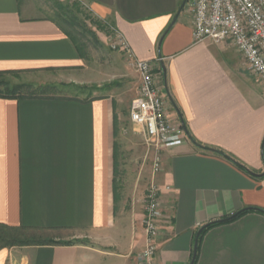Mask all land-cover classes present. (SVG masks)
<instances>
[{"label": "crops", "instance_id": "1", "mask_svg": "<svg viewBox=\"0 0 264 264\" xmlns=\"http://www.w3.org/2000/svg\"><path fill=\"white\" fill-rule=\"evenodd\" d=\"M183 1L86 0L102 31L113 26L139 60L155 64L168 118L187 135L161 152L164 219L154 264H191L202 227L264 211V83L230 43L195 42L188 5L174 22ZM62 9V0H0V72L91 82ZM115 112L112 97L0 98V230L63 233L68 242L2 247L0 264L144 263L151 166L128 178ZM195 264H264V214L207 231Z\"/></svg>", "mask_w": 264, "mask_h": 264}, {"label": "built area", "instance_id": "2", "mask_svg": "<svg viewBox=\"0 0 264 264\" xmlns=\"http://www.w3.org/2000/svg\"><path fill=\"white\" fill-rule=\"evenodd\" d=\"M72 1L84 10L89 9L86 0ZM187 5L193 18L195 42L230 43L247 70L264 83V0H188ZM108 29L112 36L111 49L122 53L139 77L130 121L142 136L152 159L151 178L143 200L145 247L140 257L143 264H154L164 219L163 189L157 182L162 171L161 152L181 146L187 135L180 124L173 125L168 118L165 94L159 87L155 64L139 60L123 35L111 25Z\"/></svg>", "mask_w": 264, "mask_h": 264}, {"label": "rangeland", "instance_id": "3", "mask_svg": "<svg viewBox=\"0 0 264 264\" xmlns=\"http://www.w3.org/2000/svg\"><path fill=\"white\" fill-rule=\"evenodd\" d=\"M62 5L67 9V14L64 13V15L77 20V22L75 21L77 26L69 24H65V26L75 38L79 52L86 59L87 73L91 76V82L87 84L70 82L73 73L63 72H7L0 78V81L6 82L10 88L26 85L29 88H23V93L32 91L37 95L44 94L47 97L83 101L112 97L117 105L115 119L120 127L118 157L121 163L125 165L127 176L130 178L133 170L141 165L150 168L152 161L141 135L134 129L130 121V106L137 97L136 83L139 77L121 56L122 53L119 52V54L111 49L112 36L109 30L104 32L97 29L87 18L89 16L87 11L72 0H62ZM62 17L64 18V16ZM37 234L33 232L30 235L25 230L16 229L0 230V236L5 238L9 246L68 243L62 240L63 233L57 234L58 238H48L45 234L42 236ZM47 234L52 236L56 233ZM74 235H77V232H74ZM84 240V236H81L72 241Z\"/></svg>", "mask_w": 264, "mask_h": 264}, {"label": "trees", "instance_id": "4", "mask_svg": "<svg viewBox=\"0 0 264 264\" xmlns=\"http://www.w3.org/2000/svg\"><path fill=\"white\" fill-rule=\"evenodd\" d=\"M65 10L62 9V11H61L62 12V16H64V18L62 17L63 22L65 24H69V25H72V26H75V25L77 26V23L75 24V21L77 22V20L75 18H72V17H69V16H65L67 14V11H65ZM64 13H65V15H64ZM87 18L89 19V21L93 25H95L97 27V29L105 30V28H106V25L105 24H103V23H101L99 21H96V20L92 19L91 16H88ZM69 35L71 36V38L73 39V41L77 45V48L79 49L78 44H77L75 38L72 37V35H71L70 32H69ZM6 73L7 72H0V78L4 74H6ZM23 88H29V87H27L26 85H20V86H15L13 88H10L9 85L6 82H4L3 80H1L0 81V98H2V99H25V98L47 97V96H44V94L37 95L36 93H34L32 91L23 93L22 92V89ZM198 147H200V146H198ZM201 148L204 149V150H206V151L213 152L215 154H218V155H220V156H222L224 158H227V159L231 160L228 156H226L225 154H223L220 151L212 150V149H209V148H203V147H201ZM263 160H264V150H263ZM251 211H257V212H260V213H263L264 214V211H262V210L249 209V210H246V211L242 212L241 214H239L237 217H235L230 222L236 221L237 219H239L240 217L244 216L247 213H250ZM219 225H221V224L209 223V224H207V227L202 231V233H201V235L199 237V240H198V244H197V251H196L197 252V255H196V259H195L194 264L196 263L197 258H198L199 248H200V241H201L203 235L207 231H209L210 229L215 228V227H217ZM8 246H9V244L5 241V238L0 236V248H2V247H8Z\"/></svg>", "mask_w": 264, "mask_h": 264}, {"label": "water", "instance_id": "5", "mask_svg": "<svg viewBox=\"0 0 264 264\" xmlns=\"http://www.w3.org/2000/svg\"><path fill=\"white\" fill-rule=\"evenodd\" d=\"M187 3H188V0H184V1H183V3H182V5H181V7H180V9H179V11H178V13H177V15H176V18H175L174 22H176V20H177L178 17L180 16V14L183 12V10L185 9ZM163 72H165L164 69H163ZM246 210H249V209L242 210V211L238 212L237 214H235V215H233V216H231V217H229V218L222 219V220H218V221H215V222H212V223H213V224H224V223H228V222L232 221L235 217H237L239 214H241L242 212H244V211H246ZM206 227H207V225L204 226V227H202V228L199 230V232L197 233V239H196V244H195V251H194V255H193V261H192L191 264H194V262H195L196 255H197V252H196V251H197L198 240H199V237H200L202 231H203Z\"/></svg>", "mask_w": 264, "mask_h": 264}]
</instances>
